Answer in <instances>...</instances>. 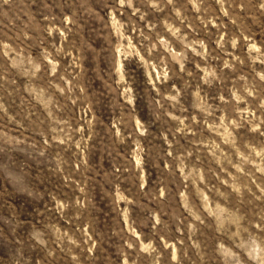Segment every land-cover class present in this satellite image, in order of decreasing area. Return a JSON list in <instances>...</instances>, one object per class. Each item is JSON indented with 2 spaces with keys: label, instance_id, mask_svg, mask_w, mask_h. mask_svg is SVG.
Wrapping results in <instances>:
<instances>
[{
  "label": "rangeland",
  "instance_id": "rangeland-1",
  "mask_svg": "<svg viewBox=\"0 0 264 264\" xmlns=\"http://www.w3.org/2000/svg\"><path fill=\"white\" fill-rule=\"evenodd\" d=\"M0 264H264V0H0Z\"/></svg>",
  "mask_w": 264,
  "mask_h": 264
}]
</instances>
